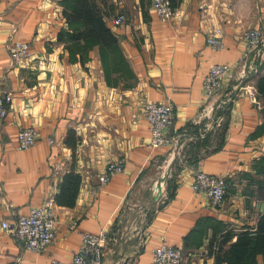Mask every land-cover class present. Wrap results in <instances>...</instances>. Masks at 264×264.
Listing matches in <instances>:
<instances>
[{"label":"crops","instance_id":"1","mask_svg":"<svg viewBox=\"0 0 264 264\" xmlns=\"http://www.w3.org/2000/svg\"><path fill=\"white\" fill-rule=\"evenodd\" d=\"M175 5L178 15L164 21L152 0H107L116 56L71 38L62 0H0V89L13 95L0 120V264L71 261L83 233L100 231L107 232L103 264L148 263L163 241L181 249L182 264H264V235H250L240 263L232 250L240 232L264 233V103L248 92L264 75V47L238 65L247 51L243 33L264 30V0ZM121 13L126 20L115 26ZM217 29L221 50L207 43ZM16 41L30 45L20 61L10 51ZM110 53L115 63L107 66ZM214 63L235 66L236 78L208 98L203 82ZM146 101L175 105L166 145H151ZM27 126L39 138L20 149ZM71 129L75 148L66 143ZM109 159H124L126 170L103 184ZM199 170L226 178L221 205L193 190ZM71 171L82 176L75 204L55 201L53 241L28 250L3 222L55 200Z\"/></svg>","mask_w":264,"mask_h":264},{"label":"built area","instance_id":"2","mask_svg":"<svg viewBox=\"0 0 264 264\" xmlns=\"http://www.w3.org/2000/svg\"><path fill=\"white\" fill-rule=\"evenodd\" d=\"M153 9L158 16L169 21L178 15L179 10L174 7L170 0H152ZM126 16L119 14L114 20L115 26L124 24ZM243 39L247 45V51L240 57L238 65L248 64L250 53L261 52L264 47V30L262 27H254L243 33ZM207 43L214 50H221L225 47L223 34L220 29L207 37ZM10 51L15 61H20L30 55V45L24 41H16L10 45ZM249 65V64H248ZM237 68L230 63H214L205 75L203 88L208 98L217 96L223 89L224 84L236 78ZM249 95L253 101H257V89L249 86ZM13 102L11 92L0 89V120L7 117L9 108ZM143 116L149 125L151 133V145L157 148L170 142L166 130L175 121L176 109L171 102L146 101L143 107ZM20 149L33 147L39 138L38 130L34 126L22 128L18 134ZM54 140L50 139L52 143ZM126 170L124 159H109L101 174V182L108 183L110 178L117 173H124ZM192 188L197 193L206 194L213 206L221 205L227 194V180L223 176L210 174L199 170L195 173ZM55 200L48 199L40 205L31 207L28 214L21 215L14 222L4 221L3 228L18 237L24 246L31 251H43L55 237L56 215ZM107 232L99 233L85 232L82 236L81 247L73 253L71 261L53 260L51 264H103L105 257V245ZM183 253L181 249L163 241L151 251V258L148 263L138 264H182Z\"/></svg>","mask_w":264,"mask_h":264},{"label":"trees","instance_id":"3","mask_svg":"<svg viewBox=\"0 0 264 264\" xmlns=\"http://www.w3.org/2000/svg\"><path fill=\"white\" fill-rule=\"evenodd\" d=\"M170 1L176 7L175 0ZM62 3L65 8L67 22L73 29V33L71 34L72 39L91 40L94 43L100 44L103 47V51H106V48H112L116 56L120 53L117 50L118 38L107 24L108 10L105 8L107 0H101V2L98 0H62ZM110 62L112 64L115 63V58H113L111 53L105 55V64L108 66ZM256 89L257 98H260L264 103V75L258 77ZM77 141L76 132L72 129L69 130L66 143L75 148ZM81 182L82 176L80 173L75 171L66 173L62 178L61 190L57 194L55 201L60 205H74ZM260 230L261 228L259 227ZM250 235H264V233L240 232L237 242L232 246L233 256L235 255V260L238 263L242 262L249 251L250 240H252V238L249 239Z\"/></svg>","mask_w":264,"mask_h":264}]
</instances>
